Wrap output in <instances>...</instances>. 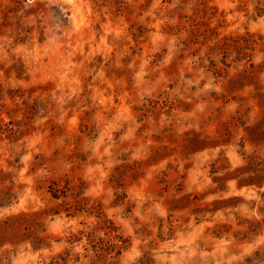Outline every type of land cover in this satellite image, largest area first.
Instances as JSON below:
<instances>
[{
    "label": "rangeland",
    "instance_id": "1",
    "mask_svg": "<svg viewBox=\"0 0 264 264\" xmlns=\"http://www.w3.org/2000/svg\"><path fill=\"white\" fill-rule=\"evenodd\" d=\"M0 264H264V0H0Z\"/></svg>",
    "mask_w": 264,
    "mask_h": 264
}]
</instances>
